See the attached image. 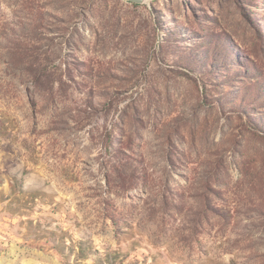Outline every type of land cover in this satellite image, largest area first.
I'll return each mask as SVG.
<instances>
[{
	"label": "rangeland",
	"instance_id": "rangeland-1",
	"mask_svg": "<svg viewBox=\"0 0 264 264\" xmlns=\"http://www.w3.org/2000/svg\"><path fill=\"white\" fill-rule=\"evenodd\" d=\"M0 264H264V0H0Z\"/></svg>",
	"mask_w": 264,
	"mask_h": 264
},
{
	"label": "trees",
	"instance_id": "trees-1",
	"mask_svg": "<svg viewBox=\"0 0 264 264\" xmlns=\"http://www.w3.org/2000/svg\"><path fill=\"white\" fill-rule=\"evenodd\" d=\"M58 4H59V7H55V8H64L66 6V4L63 2H58Z\"/></svg>",
	"mask_w": 264,
	"mask_h": 264
},
{
	"label": "water",
	"instance_id": "water-1",
	"mask_svg": "<svg viewBox=\"0 0 264 264\" xmlns=\"http://www.w3.org/2000/svg\"><path fill=\"white\" fill-rule=\"evenodd\" d=\"M129 1H133V2H142L144 0H129Z\"/></svg>",
	"mask_w": 264,
	"mask_h": 264
}]
</instances>
